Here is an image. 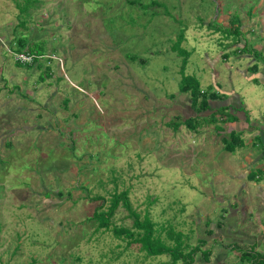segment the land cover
<instances>
[{
  "label": "rangeland",
  "instance_id": "obj_1",
  "mask_svg": "<svg viewBox=\"0 0 264 264\" xmlns=\"http://www.w3.org/2000/svg\"><path fill=\"white\" fill-rule=\"evenodd\" d=\"M23 2L0 0V264H186L117 236L113 226L142 230L122 202L109 228L93 213L126 191L153 236L185 253L222 218L224 123L196 115L180 88L185 76L218 93L236 67L251 74L247 57L224 61L220 47L263 43L264 0H37L20 14ZM235 17L237 42L209 27ZM19 35L45 43L40 64L15 63ZM195 115L194 130L174 126ZM200 245L208 260L197 251L191 264H248L233 247Z\"/></svg>",
  "mask_w": 264,
  "mask_h": 264
},
{
  "label": "crops",
  "instance_id": "obj_2",
  "mask_svg": "<svg viewBox=\"0 0 264 264\" xmlns=\"http://www.w3.org/2000/svg\"><path fill=\"white\" fill-rule=\"evenodd\" d=\"M235 46L221 44L222 55L226 56L223 60L228 61L232 57L235 61L233 64H237L247 57L249 61L246 62V68L249 69L255 63L258 70L248 74L247 70L236 67L233 75L230 72L229 90H225L223 85L220 88L218 83L215 85L218 94L223 97L210 102L211 112L227 106L226 112L232 115V119L219 115L224 125L216 128V135L220 137L217 150L226 153V161L230 164L225 175L228 183L218 189L222 193L216 200L222 210V218L213 226L208 227L207 222L204 224L200 232L206 238L201 235V240L206 243L218 242L221 248L238 246L253 249L264 255V41L260 44H240L237 51L234 50ZM247 47L251 52H244ZM215 77L219 79L220 73L216 72ZM237 79L242 81V85L248 83L247 87L239 91L235 89L234 81ZM213 102L222 103L212 107ZM232 132L240 136L242 145L234 151H226L223 140ZM208 198L215 200L214 196L208 195Z\"/></svg>",
  "mask_w": 264,
  "mask_h": 264
},
{
  "label": "trees",
  "instance_id": "obj_3",
  "mask_svg": "<svg viewBox=\"0 0 264 264\" xmlns=\"http://www.w3.org/2000/svg\"><path fill=\"white\" fill-rule=\"evenodd\" d=\"M34 1L37 0H24L23 4L17 3V6L19 8L20 14L26 13L28 14V10L33 4ZM135 1H131V5H133ZM154 2L152 1L151 4ZM147 6V5H145ZM143 7V6H142ZM20 24L25 26V20H21ZM209 27H213L214 30L220 31L225 37H233L232 40L237 42L238 38L241 36V24H239V19L238 18H233L230 22L229 27H219V26H211L209 24ZM183 37L180 36L178 41L180 42ZM15 45H11V51L13 53H28L31 54L32 57V62H25L21 63L17 60H15V63L18 66H26L30 67L32 64L39 63V59L43 56H45L46 52V47L45 43L40 41H30V39L26 35H19L16 36L14 39ZM255 51V50H254ZM182 52V50H180ZM256 52V51H255ZM258 56L259 53L256 52ZM256 56V57H258ZM185 62H183L182 65V74H183V66ZM38 64V65H39ZM49 69V68H47ZM250 71L251 72H257L258 66L254 63L252 66H250ZM184 75V74H183ZM40 78L42 79L43 76L40 75ZM183 82H186L187 84L181 86V91L182 92H189L190 93V99L191 103L190 106L192 110H194L195 114L198 115V113L202 111H206L210 109V102L212 100H217L219 98H222V94L214 93L211 91L208 93L207 91H203L200 89L199 82L197 80H193L191 78H187L183 76ZM227 106L220 107L209 114L208 119H205L206 121H218L217 118L215 117L216 114L220 115H226V119H232V115L226 112ZM194 116L195 118H186L184 120H181L179 122H173L174 126L177 128L182 124H186L187 127L190 129L195 128L194 125V120L197 119V116ZM193 117V116H191ZM215 128L219 129L220 126L216 125ZM224 143V149L226 151H234L236 147H239L242 145V140L240 139V136L234 132L230 133L226 138L223 140ZM96 198L100 199V196H96ZM91 200H94V198H91ZM120 202H122L123 206L129 211L130 215L134 218V227L137 229H142L141 231H133L130 228H121V227H116L113 226L112 230L113 232L119 236L121 234H124L126 237L131 239L128 243L130 242H139L141 244V247L147 252V254L150 255H161V254H170L172 257V262H175L179 259H183L186 264H191L194 259V254L197 251H200L202 254V258L204 260H208V257L211 253L210 249H205L201 250L200 244H204V240H199L198 245L192 247L188 252H183L181 249V243L177 240V243L174 246H169L166 243L160 239L159 236H153V222L150 220L148 215H145V218L141 221L139 219V214L132 209L128 197H127V192L122 191L120 193H114L111 196L110 199V204L107 206L106 209H101V205L97 206L94 210L93 213V218L97 222V227H105L109 228L110 227V219L114 214V211L116 208L119 206ZM179 237V235H178ZM234 248V247H233ZM234 249H237L240 253L239 259L241 262H246L249 264H264V255L260 252L254 251L253 249H244V248H239L238 246H235Z\"/></svg>",
  "mask_w": 264,
  "mask_h": 264
},
{
  "label": "built area",
  "instance_id": "obj_4",
  "mask_svg": "<svg viewBox=\"0 0 264 264\" xmlns=\"http://www.w3.org/2000/svg\"><path fill=\"white\" fill-rule=\"evenodd\" d=\"M15 56V60L21 62V63H25V62H32V55L28 54V53H24V52H20V53H13Z\"/></svg>",
  "mask_w": 264,
  "mask_h": 264
}]
</instances>
